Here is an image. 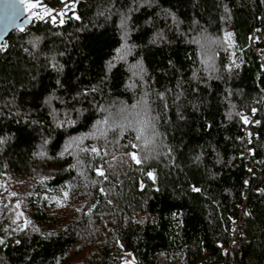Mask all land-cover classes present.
<instances>
[{"label":"trees","instance_id":"obj_1","mask_svg":"<svg viewBox=\"0 0 264 264\" xmlns=\"http://www.w3.org/2000/svg\"><path fill=\"white\" fill-rule=\"evenodd\" d=\"M32 1L0 49L31 216L1 206L0 264H264V0Z\"/></svg>","mask_w":264,"mask_h":264},{"label":"rangeland","instance_id":"obj_2","mask_svg":"<svg viewBox=\"0 0 264 264\" xmlns=\"http://www.w3.org/2000/svg\"><path fill=\"white\" fill-rule=\"evenodd\" d=\"M20 1L23 5L24 14L26 16H28L30 14V12L33 8L37 7L36 6L37 4L32 0H20ZM30 4L34 5V7H29ZM38 9H41V8H39V5L34 10L37 11ZM225 39L230 40L229 34H227V35L225 34ZM130 155L134 159H136L135 153L133 151L130 152ZM14 185H19V184L18 183L10 184V183H8V181L6 179H4V178L0 179V213L2 212L1 209L3 208L1 206H5L6 204L11 203L10 206H6V208L8 210H10V213L8 215V219H9L8 222H9L10 227L12 229H18V228L22 227L25 223H27L29 221V219L31 218V216H30V214H28L29 207L27 204V200L24 199L23 195H21V196L15 195V191H16L17 186H14ZM24 193H25L24 195H27V194H29V191L26 190ZM68 205H69V203L64 204L62 206L63 210L67 211ZM126 254H127V252H124L123 255H120V257H121L120 264H137L132 259L131 255L129 253L127 254V256H126Z\"/></svg>","mask_w":264,"mask_h":264},{"label":"water","instance_id":"obj_3","mask_svg":"<svg viewBox=\"0 0 264 264\" xmlns=\"http://www.w3.org/2000/svg\"><path fill=\"white\" fill-rule=\"evenodd\" d=\"M26 21L20 0H0V42L10 30L22 26Z\"/></svg>","mask_w":264,"mask_h":264},{"label":"built area","instance_id":"obj_4","mask_svg":"<svg viewBox=\"0 0 264 264\" xmlns=\"http://www.w3.org/2000/svg\"><path fill=\"white\" fill-rule=\"evenodd\" d=\"M56 9H57V7H56L51 13H49V15H50V14H55ZM42 18H44V17L41 15L40 17L37 18V20H40V19H42ZM249 36H250V38H249V41H250V42H249V43H250L252 49H253L255 52H257V51H258L257 45H255V44L253 43V40H254L255 37H256V36H255V33H254V32H251ZM5 42H6V40L3 38V39L1 40V42H0V46H2V47H0V49L3 48ZM262 65H263V64H262ZM263 66H264V65H263ZM239 224H240V219H239V218H236V219H233V220L230 221V223H229V225H228V232H229V235H230V239H228V242L231 241V238H232L233 234L235 233L236 228L238 227ZM127 254H128V253H127ZM127 254H126V256H127Z\"/></svg>","mask_w":264,"mask_h":264},{"label":"snow or ice","instance_id":"obj_5","mask_svg":"<svg viewBox=\"0 0 264 264\" xmlns=\"http://www.w3.org/2000/svg\"><path fill=\"white\" fill-rule=\"evenodd\" d=\"M29 7H34V5H31V4H30ZM61 22H63V21H61ZM0 47H2V46H0ZM137 162H139V161H137ZM101 174H102V173H101Z\"/></svg>","mask_w":264,"mask_h":264}]
</instances>
